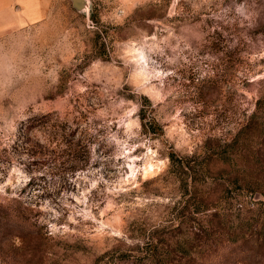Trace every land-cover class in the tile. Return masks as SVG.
Returning a JSON list of instances; mask_svg holds the SVG:
<instances>
[{
  "label": "rangeland",
  "instance_id": "rangeland-1",
  "mask_svg": "<svg viewBox=\"0 0 264 264\" xmlns=\"http://www.w3.org/2000/svg\"><path fill=\"white\" fill-rule=\"evenodd\" d=\"M88 2L0 41V264H264V0Z\"/></svg>",
  "mask_w": 264,
  "mask_h": 264
},
{
  "label": "crops",
  "instance_id": "crops-1",
  "mask_svg": "<svg viewBox=\"0 0 264 264\" xmlns=\"http://www.w3.org/2000/svg\"><path fill=\"white\" fill-rule=\"evenodd\" d=\"M55 0H0V41L43 22Z\"/></svg>",
  "mask_w": 264,
  "mask_h": 264
},
{
  "label": "trees",
  "instance_id": "trees-1",
  "mask_svg": "<svg viewBox=\"0 0 264 264\" xmlns=\"http://www.w3.org/2000/svg\"><path fill=\"white\" fill-rule=\"evenodd\" d=\"M141 123H142V127H143V129L145 130V131H152V132H158V130L156 129L157 127H159L158 126V124H157V122H150V124H151V126L149 127L148 126V123H146L145 122V116H141ZM29 124L31 123V122H28ZM39 125H41V124H39ZM38 124L37 125H32V124H30V129H36L38 126H39ZM73 133V132H72ZM79 144H76L75 146H78ZM62 149V148H61ZM64 151H65V149H63ZM67 152V151H66ZM73 153H75V155L78 153V150L77 149H75L74 150V152ZM68 155V154H67ZM74 155V154H73ZM75 161H76V163H80V161H82L80 158H75ZM62 163H65V160H62ZM77 168V167H76ZM75 169V168H74ZM23 217V216H22Z\"/></svg>",
  "mask_w": 264,
  "mask_h": 264
},
{
  "label": "water",
  "instance_id": "water-1",
  "mask_svg": "<svg viewBox=\"0 0 264 264\" xmlns=\"http://www.w3.org/2000/svg\"><path fill=\"white\" fill-rule=\"evenodd\" d=\"M73 3V6L77 9V10H86L88 8V0H71Z\"/></svg>",
  "mask_w": 264,
  "mask_h": 264
}]
</instances>
